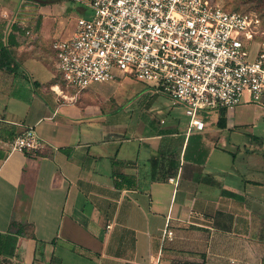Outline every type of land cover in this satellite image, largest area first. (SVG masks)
Listing matches in <instances>:
<instances>
[{
  "label": "crops",
  "instance_id": "crops-1",
  "mask_svg": "<svg viewBox=\"0 0 264 264\" xmlns=\"http://www.w3.org/2000/svg\"><path fill=\"white\" fill-rule=\"evenodd\" d=\"M66 1L0 0V233H26L0 264H264V103L241 138L235 109L214 110L222 125L201 111V131L177 108L110 122L107 99L56 69L53 43L76 27ZM30 126L41 152L11 151Z\"/></svg>",
  "mask_w": 264,
  "mask_h": 264
},
{
  "label": "built area",
  "instance_id": "built-area-1",
  "mask_svg": "<svg viewBox=\"0 0 264 264\" xmlns=\"http://www.w3.org/2000/svg\"><path fill=\"white\" fill-rule=\"evenodd\" d=\"M68 1L86 14L53 49L57 71L77 92L129 75L169 96L199 131L201 111L233 110L244 95L246 102L264 98V30L253 13L229 11L216 0ZM45 145L30 126L10 150L37 156ZM172 237L166 223L162 239Z\"/></svg>",
  "mask_w": 264,
  "mask_h": 264
},
{
  "label": "rangeland",
  "instance_id": "rangeland-1",
  "mask_svg": "<svg viewBox=\"0 0 264 264\" xmlns=\"http://www.w3.org/2000/svg\"><path fill=\"white\" fill-rule=\"evenodd\" d=\"M221 4L225 9L230 11L238 12H249L253 13L260 17L262 21V30H264V0H216ZM66 4L70 6V21H69V32L74 29V25L81 14L77 8L79 4L66 1ZM56 8V7H55ZM67 16V14H66ZM67 32H56L53 35L55 38H63L68 34ZM62 40V39H60ZM256 49V45L253 46L251 53L247 54L248 58H253V51ZM45 53L48 55L52 54L51 47L44 48ZM146 86V87H145ZM90 89L96 90L104 99H107L108 108H104L105 116L111 121L117 119L121 122L133 123L141 121L144 118L146 120L158 123L160 118H167V110L172 108H177L181 116L185 118L182 108L179 109L178 105H173L172 99L164 95L161 92H155V89L150 88L147 84L138 82L136 79L132 78L129 75L125 77L116 78L111 82L106 83H92L89 85ZM88 87V88H89ZM87 88V89H88ZM246 95H244L242 101L234 108L236 114L229 118V125L234 126V131L240 132V138L244 136L243 132L253 128L254 115H255V106L264 103V98L260 102H246ZM164 106L163 114L156 113L154 110L156 106ZM153 109L150 111V109ZM232 111V110H227ZM228 112L225 114L227 115ZM222 114L217 113L214 110H210V121L218 120ZM251 130H254L251 129ZM243 133V134H242ZM246 133V132H245ZM235 135V134H234Z\"/></svg>",
  "mask_w": 264,
  "mask_h": 264
},
{
  "label": "trees",
  "instance_id": "trees-1",
  "mask_svg": "<svg viewBox=\"0 0 264 264\" xmlns=\"http://www.w3.org/2000/svg\"><path fill=\"white\" fill-rule=\"evenodd\" d=\"M261 25H262V21H261ZM10 45L11 44L9 43V44H6L4 46H1L0 58H12V53H11V50L9 49ZM224 110L225 109H223V108L221 109V111H224ZM223 122H224V118L222 115V117H220L218 119V124L222 125ZM124 178L125 177H123L122 179H124ZM12 234L19 235L22 237L26 236V233L24 231V225L22 223H19L16 221H11L9 224L7 232L6 233H0V254H9V250L11 249V247L14 246V239L11 236Z\"/></svg>",
  "mask_w": 264,
  "mask_h": 264
}]
</instances>
